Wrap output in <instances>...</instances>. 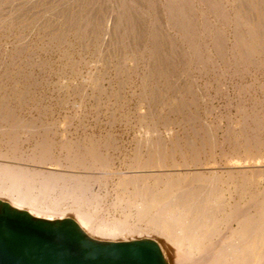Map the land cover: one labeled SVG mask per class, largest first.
Listing matches in <instances>:
<instances>
[{"label":"rangeland","instance_id":"1","mask_svg":"<svg viewBox=\"0 0 264 264\" xmlns=\"http://www.w3.org/2000/svg\"><path fill=\"white\" fill-rule=\"evenodd\" d=\"M263 12L264 0H0V164L35 187L48 174L80 184L98 219L126 211L134 154L223 180L241 160L264 164Z\"/></svg>","mask_w":264,"mask_h":264},{"label":"bare ground","instance_id":"2","mask_svg":"<svg viewBox=\"0 0 264 264\" xmlns=\"http://www.w3.org/2000/svg\"><path fill=\"white\" fill-rule=\"evenodd\" d=\"M249 145L245 146L247 150ZM156 146L157 143L155 149ZM139 154H134L137 156L128 163V172L120 175L121 189L131 188L130 201L127 198L126 211L120 218L98 219L84 212L80 202L85 191H80V184L68 188L61 176L48 174L40 175L35 187L34 174L5 164H0V202L48 221H57L56 217L62 219L72 213L74 217L68 218L69 215L66 219L75 222L91 239L116 242L119 237L136 234L147 241L154 240L166 264H264V164L257 160L242 164L241 160L240 164L221 168L228 175L223 180L218 167H195L196 163L194 168L176 165L163 152L150 153L145 158ZM59 183H63L61 187ZM120 205L116 206L120 208Z\"/></svg>","mask_w":264,"mask_h":264},{"label":"water","instance_id":"3","mask_svg":"<svg viewBox=\"0 0 264 264\" xmlns=\"http://www.w3.org/2000/svg\"><path fill=\"white\" fill-rule=\"evenodd\" d=\"M0 264H166L154 241L99 242L70 219L34 218L0 202Z\"/></svg>","mask_w":264,"mask_h":264}]
</instances>
